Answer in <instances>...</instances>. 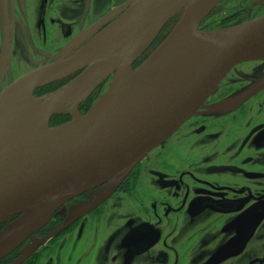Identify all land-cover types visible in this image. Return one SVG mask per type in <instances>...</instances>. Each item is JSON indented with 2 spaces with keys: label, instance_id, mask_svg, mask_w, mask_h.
<instances>
[{
  "label": "flooded vegetation",
  "instance_id": "af4514ba",
  "mask_svg": "<svg viewBox=\"0 0 264 264\" xmlns=\"http://www.w3.org/2000/svg\"><path fill=\"white\" fill-rule=\"evenodd\" d=\"M129 0H0V93L21 76L67 58ZM220 3L203 31L264 15L263 0ZM221 9V10H220ZM169 22L139 65L169 35ZM82 71L35 91L50 94ZM113 75L78 105L86 114ZM72 119L56 114L50 126ZM107 184L65 203L0 264H264V59L241 63L204 107L149 152L108 196ZM17 218L0 222V232Z\"/></svg>",
  "mask_w": 264,
  "mask_h": 264
},
{
  "label": "water",
  "instance_id": "95a60500",
  "mask_svg": "<svg viewBox=\"0 0 264 264\" xmlns=\"http://www.w3.org/2000/svg\"><path fill=\"white\" fill-rule=\"evenodd\" d=\"M223 1L129 0L74 54L21 76L0 93V222L17 216L0 232V259L70 199L104 184L108 196L204 107L233 67L264 59V15L216 31L200 29ZM171 21L169 35L135 67ZM193 40L209 47L184 63L182 49ZM9 43L5 36L0 73ZM79 71L57 91L35 96ZM112 75L105 94L79 113L78 105ZM29 99L39 107L25 119ZM65 112L70 121L50 126L52 116Z\"/></svg>",
  "mask_w": 264,
  "mask_h": 264
},
{
  "label": "bare ground",
  "instance_id": "6f19581e",
  "mask_svg": "<svg viewBox=\"0 0 264 264\" xmlns=\"http://www.w3.org/2000/svg\"><path fill=\"white\" fill-rule=\"evenodd\" d=\"M209 45L203 41L193 40L185 45L181 52V61L187 63L192 59L196 58L203 52L207 50ZM70 104H67L63 110H67ZM39 107V102L33 99H29L28 102L23 106L22 115L25 119L32 116L37 108Z\"/></svg>",
  "mask_w": 264,
  "mask_h": 264
},
{
  "label": "rangeland",
  "instance_id": "374dc122",
  "mask_svg": "<svg viewBox=\"0 0 264 264\" xmlns=\"http://www.w3.org/2000/svg\"><path fill=\"white\" fill-rule=\"evenodd\" d=\"M229 1H230V0H228V1L226 2V4H224V6L221 7V9H222L223 11L228 12V13H227L228 15H229L230 13H232V12H236V11H238V10L241 8L239 5H234V6H232V5L230 4ZM221 9H220V10H221Z\"/></svg>",
  "mask_w": 264,
  "mask_h": 264
}]
</instances>
